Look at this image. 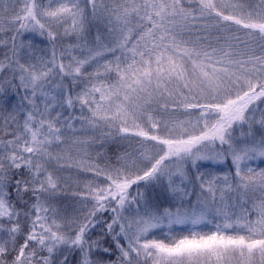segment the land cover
I'll use <instances>...</instances> for the list:
<instances>
[{
    "label": "snow or ice",
    "instance_id": "snow-or-ice-1",
    "mask_svg": "<svg viewBox=\"0 0 264 264\" xmlns=\"http://www.w3.org/2000/svg\"><path fill=\"white\" fill-rule=\"evenodd\" d=\"M256 160L264 0H0V264H264Z\"/></svg>",
    "mask_w": 264,
    "mask_h": 264
},
{
    "label": "rangeland",
    "instance_id": "rangeland-1",
    "mask_svg": "<svg viewBox=\"0 0 264 264\" xmlns=\"http://www.w3.org/2000/svg\"><path fill=\"white\" fill-rule=\"evenodd\" d=\"M251 166L254 168H259V167H264V162H261L259 160L256 161H252L251 162ZM176 233H182V234H187L188 229L187 228H183V227H174L173 229ZM197 231H201V232H208L210 230H212V226L211 225H200L198 226V228L196 229ZM163 231H167V229H157L155 231V235L162 237V232Z\"/></svg>",
    "mask_w": 264,
    "mask_h": 264
},
{
    "label": "trees",
    "instance_id": "trees-1",
    "mask_svg": "<svg viewBox=\"0 0 264 264\" xmlns=\"http://www.w3.org/2000/svg\"><path fill=\"white\" fill-rule=\"evenodd\" d=\"M162 202L166 205L168 203V201L166 200H162Z\"/></svg>",
    "mask_w": 264,
    "mask_h": 264
}]
</instances>
